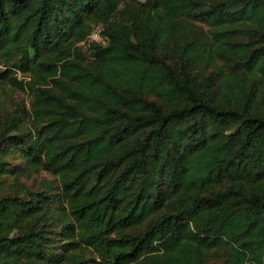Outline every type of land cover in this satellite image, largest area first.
<instances>
[{"label":"trees","instance_id":"16d2710c","mask_svg":"<svg viewBox=\"0 0 264 264\" xmlns=\"http://www.w3.org/2000/svg\"><path fill=\"white\" fill-rule=\"evenodd\" d=\"M0 264H264V0H0Z\"/></svg>","mask_w":264,"mask_h":264},{"label":"rangeland","instance_id":"374dc122","mask_svg":"<svg viewBox=\"0 0 264 264\" xmlns=\"http://www.w3.org/2000/svg\"><path fill=\"white\" fill-rule=\"evenodd\" d=\"M83 45V47H85L86 45L84 43H81ZM51 174L46 173V172H39L37 174H34L30 177L27 178H23L22 182L26 185L27 188H37L39 185V181L41 179H49L51 178Z\"/></svg>","mask_w":264,"mask_h":264},{"label":"built area","instance_id":"2783aa9c","mask_svg":"<svg viewBox=\"0 0 264 264\" xmlns=\"http://www.w3.org/2000/svg\"><path fill=\"white\" fill-rule=\"evenodd\" d=\"M89 38L91 40H94V41H97V42H101L103 44L105 43V41L100 36V27L99 26H97L96 28L93 29V31L89 35Z\"/></svg>","mask_w":264,"mask_h":264}]
</instances>
